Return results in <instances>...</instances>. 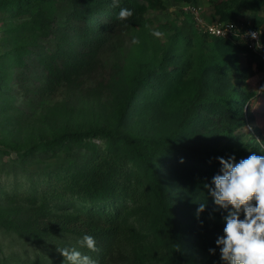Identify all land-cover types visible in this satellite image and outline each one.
I'll list each match as a JSON object with an SVG mask.
<instances>
[{"label": "rangeland", "instance_id": "obj_1", "mask_svg": "<svg viewBox=\"0 0 264 264\" xmlns=\"http://www.w3.org/2000/svg\"><path fill=\"white\" fill-rule=\"evenodd\" d=\"M83 1H48L42 10L46 12L44 16L48 15L43 17L42 27L37 23L42 21L40 16L32 13L17 18L0 13V264H68L57 251L61 248H76L94 260L97 253L79 243L84 235L69 229L86 226L93 216L106 217L120 211L126 218L120 224L121 233L115 237L109 264H173L166 260L170 245L161 242L149 227L154 210L151 198L147 196L137 203H123L120 199L90 203V197L82 199L78 193L79 187L84 192L82 187L86 184L102 183L109 176L126 185L128 176H135L141 169L130 164L116 170L114 163L118 161L107 152L101 138L87 140L83 145L62 144L58 140L67 131L111 127L133 84V68L154 51L152 44L133 42L139 31L134 27L115 26L110 31L104 28L108 9L97 17L96 6L88 14V21L79 23L77 13L83 11L77 10ZM196 1L192 4L201 8L204 18L215 22L211 0ZM187 4L171 1L165 10L149 9L146 17L154 27L180 24L187 14L193 21ZM258 15L264 16L263 8L244 10L241 18L254 23ZM53 20L60 29L58 46L54 35L45 38L43 33ZM91 22L97 24L94 33ZM72 24L78 28L72 29ZM16 49L24 50L20 60L14 56ZM155 51L160 52L161 48L156 45ZM246 62L243 56L242 64ZM262 77V72H256L244 80L231 73L239 88L256 90L264 97ZM164 111L152 102L133 114L123 128L137 135L156 134L162 129L161 124L168 123L158 124L166 117ZM253 132L248 126L236 135L245 139ZM207 135L193 133L189 139L206 143L210 138ZM218 141L219 138L213 142ZM35 144L40 145L31 155H23ZM184 161L181 158L171 163V203L188 222L200 228L217 216H207L205 210L197 215L196 204L210 205L214 200L210 193L191 184ZM162 170L160 165L158 172ZM198 236L186 237L189 246H194L188 247L192 258L199 262L220 258L216 243L206 245L200 241L203 236ZM212 236L217 240L222 235ZM94 239L96 248L103 241L110 242V238ZM210 249L215 252L210 253Z\"/></svg>", "mask_w": 264, "mask_h": 264}, {"label": "trees", "instance_id": "obj_2", "mask_svg": "<svg viewBox=\"0 0 264 264\" xmlns=\"http://www.w3.org/2000/svg\"><path fill=\"white\" fill-rule=\"evenodd\" d=\"M48 1L50 0H0V13H5L8 18L32 13L40 16L42 21L37 23L42 27L43 17L48 16H44L46 12L42 10ZM171 1L192 3L196 0H119L117 6H113L112 0L83 1L82 7L77 10L83 12H76L81 19L77 20L79 23L84 25L91 9L96 6H99L97 17L108 9L104 28L110 31L115 26L134 27L139 30L136 35L139 41L137 44H152L154 51L145 59L139 60L133 68V84L125 93L123 107L111 127L99 125L90 130L67 131L59 135L58 140L62 144L83 145L87 140L101 138L107 152L118 161L114 163L116 170L130 164L141 169L135 176H128L126 185L120 183L118 178L109 176L102 183L86 184L82 187L84 192L79 191V187L78 193L82 194V199L90 197V203H100L107 199L137 203L148 196L152 199L154 208L149 217V227L161 242L171 247L166 260L173 264H224L220 258L203 262L194 260L191 253H188V249L194 246H189L186 237L192 235L197 238L202 235L201 242L204 240L206 245H215L216 240L212 234H224L223 217L227 214L226 210L214 203L207 204L204 214H215L216 219L200 228L188 222L182 211H177L171 203V163L183 158L191 184L209 193L205 185L214 187L213 177L221 174L222 165L218 157L229 159L234 156L235 162H239L253 153L264 155V149L256 140L264 142V97L256 90L239 88L231 79V73L238 79L247 80L256 72H262L261 82L264 84V47L254 51L241 38L203 33L196 22L190 20L189 14L180 24L154 27L146 17L148 10H165ZM211 5V16L215 22H239L255 29H261L264 23V16L261 15L255 16L254 23L245 22L241 18L244 10L264 9V0H211ZM122 8L131 10L133 15L127 20L117 19ZM181 15L185 14L181 12ZM54 21H51L47 30L43 29V33L45 38L54 35L58 46L60 29ZM75 25L72 24V29L78 28ZM96 25V22H91L92 33ZM153 30L163 32L166 40L163 42L161 38L154 37L151 34ZM262 42L264 44V30ZM156 45L161 48L160 52L155 51ZM23 51L14 50L17 60L23 58ZM28 53L29 51L24 56ZM243 56L247 61L246 65L242 64ZM152 102L165 110L166 117L164 121L160 119L158 124L168 121L161 124L162 129L158 133L137 135L123 128L133 114L140 113ZM248 126L252 127L253 134L246 140L240 139L236 134L248 129ZM193 133L201 136L210 134L207 135L210 138L206 143L205 140L191 141L189 136ZM217 138L219 141L213 142ZM39 145L27 148L23 155H31ZM93 145L97 148L96 144ZM160 165L163 170L159 173ZM196 205L199 207L200 204ZM125 218L122 211L106 217L93 216L86 226H75L69 230L94 238H110L111 244L108 241L98 244L95 251L97 256L93 258L96 264H109L108 257L114 249L115 237L122 231L120 224Z\"/></svg>", "mask_w": 264, "mask_h": 264}, {"label": "clouds", "instance_id": "obj_3", "mask_svg": "<svg viewBox=\"0 0 264 264\" xmlns=\"http://www.w3.org/2000/svg\"><path fill=\"white\" fill-rule=\"evenodd\" d=\"M112 3L117 6L119 0H112ZM132 15L131 10L122 8L117 19L127 20ZM151 34L156 38L164 36L158 30H153ZM246 35L256 40V49L264 47L259 41L261 32L253 31ZM133 42L139 43L138 40ZM256 140L264 149V142ZM217 159L222 165L221 174L213 177L214 187H205H208L214 204L227 212L223 217L224 234L215 242L219 247L220 259L224 264H264V155L253 153L239 162H235L234 156ZM204 210L205 203H200L197 215ZM79 243L90 251L97 250L96 241L91 235H84ZM57 251L68 264H96L76 248H61ZM209 251L214 253L215 249Z\"/></svg>", "mask_w": 264, "mask_h": 264}, {"label": "built area", "instance_id": "obj_4", "mask_svg": "<svg viewBox=\"0 0 264 264\" xmlns=\"http://www.w3.org/2000/svg\"><path fill=\"white\" fill-rule=\"evenodd\" d=\"M189 12L196 24L199 30L203 33H207L209 35L213 36H219V37H226V38H241L244 40V42L247 44L248 48L254 51H259L260 49L255 48L256 40H253L250 36L246 35L249 32L253 31H259L261 32V35L259 36V41L262 45V30L261 29H255L250 27H245L242 23H234V22H213L209 23L205 18L202 12L200 11L201 8L198 5L189 3L187 4V7Z\"/></svg>", "mask_w": 264, "mask_h": 264}]
</instances>
